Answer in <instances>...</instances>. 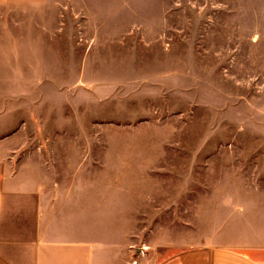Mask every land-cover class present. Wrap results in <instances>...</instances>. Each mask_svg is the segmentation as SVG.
Returning <instances> with one entry per match:
<instances>
[{"label": "rangeland", "instance_id": "374dc122", "mask_svg": "<svg viewBox=\"0 0 264 264\" xmlns=\"http://www.w3.org/2000/svg\"><path fill=\"white\" fill-rule=\"evenodd\" d=\"M74 9L11 13L26 40L3 69L28 77L0 78V135L90 194L113 264L212 245L264 263V0Z\"/></svg>", "mask_w": 264, "mask_h": 264}, {"label": "crops", "instance_id": "0c3cea01", "mask_svg": "<svg viewBox=\"0 0 264 264\" xmlns=\"http://www.w3.org/2000/svg\"><path fill=\"white\" fill-rule=\"evenodd\" d=\"M81 1L87 0H0V78L28 77L11 70V65L3 69L18 60L11 47L26 40L11 38V13L16 7L21 8L19 13H77L80 10L74 6L79 8ZM32 25L41 28L36 22ZM29 42L46 44L41 38ZM11 93L30 91L25 87ZM20 132L19 128L0 135V264H113L111 246L96 239L95 201L90 194L81 197L77 183L53 178V166L24 162L17 150ZM73 169L78 173L80 167ZM155 264L264 263L237 249L212 245L185 249Z\"/></svg>", "mask_w": 264, "mask_h": 264}]
</instances>
